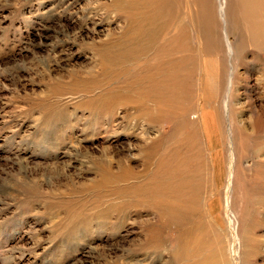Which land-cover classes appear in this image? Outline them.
Listing matches in <instances>:
<instances>
[{
    "label": "rangeland",
    "instance_id": "obj_1",
    "mask_svg": "<svg viewBox=\"0 0 264 264\" xmlns=\"http://www.w3.org/2000/svg\"><path fill=\"white\" fill-rule=\"evenodd\" d=\"M226 1L211 52L187 0L164 25L147 0H0V264L212 263L219 235L230 264H264V51L236 55ZM177 158L186 201L135 191L181 183Z\"/></svg>",
    "mask_w": 264,
    "mask_h": 264
},
{
    "label": "bare ground",
    "instance_id": "obj_2",
    "mask_svg": "<svg viewBox=\"0 0 264 264\" xmlns=\"http://www.w3.org/2000/svg\"><path fill=\"white\" fill-rule=\"evenodd\" d=\"M150 1L153 3V5H152V7H150L147 10V12L149 14L150 13L153 14L155 17L156 16L162 17L160 24L164 25L163 24L164 20L171 17V12H172V8H171L172 5L171 4H173L175 2L177 3L179 0H147V2H150ZM187 1L190 4L194 3L195 6H198V11L196 13L197 15H195V18H193V17L191 18V26H194L197 28L193 32H196V34L199 36V38L202 42L201 47L205 51L210 50L211 52H215V51L219 50L220 44L223 42V39L221 37L218 38V36L216 34L217 33L216 32V27H217L216 18H218V16H217V13L219 10L218 7L219 6H220V8L223 7L222 3H220L218 6L216 4L214 7V12H213L212 0H187ZM195 2L198 4L196 5ZM226 2H227V4L225 5L226 9L223 10V12L225 14V21H227L229 29H230V33H231L230 35H232V31L237 29V28L239 30H242V32L244 33L241 35V37H235L236 55L239 53L241 59H243L247 56V50H245V49L241 50V48L244 45H250L253 48H256V49L259 48V50L264 51V0H227ZM166 9H169V10H166ZM214 13L216 15V18L214 16ZM141 14L146 15V13H144V12H141ZM201 19L204 21L203 25H202V28L204 30V32H203L204 34L200 31V20ZM241 26H243V28L246 31ZM226 31H228V30H226ZM137 35H138V33L127 39V42L130 44V47L128 50H130L132 48H137L139 46V44H134L131 42L132 40L136 39ZM239 39H240V41H238ZM224 41H225V39H224ZM128 43H125V45H127ZM234 57H236V56H234ZM184 61L187 62L186 60H183L181 63L178 62L177 64H175L176 65L175 68H173V66H172V70H168L167 79L169 78V81L171 83L168 90L172 89L173 86H176V85H182L183 86L184 83H187V74L189 72V69L188 68H187V70L185 69ZM180 64H182V65L180 66ZM182 67H183V71H182ZM263 78H264V74H263ZM167 79H166V83H167ZM154 84L155 83H151V86ZM167 93H168V91H167ZM187 98H189V97H187ZM253 123H254V127L256 130L263 129L264 128L263 116L262 117L256 116L255 121ZM184 156H186V155H184ZM173 157H175V156H173ZM177 161H178V164L179 163H181V164H179L176 168H173L171 166L168 167L169 170L171 171V173L174 172L173 178L172 177H168V178L172 179L173 181H177V182H181V183H179V184L173 183L170 185V183H168V181L163 182L161 180H158V181H160L159 182L160 184L158 183L156 185V187L154 185H147L146 187H142L140 189H135V191H139L140 195H149V192H154V189H156L159 193L165 194L167 196L166 199L179 200V197L181 194L183 196V198H182L183 200L181 199L179 201L180 202H183L184 200L186 201V199L189 197V195L191 193L192 185H190V184H191V182L194 183V180L192 178V173L189 172V169L191 168V164L187 163L184 159L179 161L177 158ZM172 163H173V161L170 164H172ZM183 164H186V169H184V167L182 168ZM160 200H162V199L160 198ZM152 202L154 203L153 199H152ZM176 209H178L176 206H174L171 203H168V206L166 207L165 210H163V213H164V215H166L168 213V215L173 218V217H176L177 215L180 214L179 212L176 211ZM199 238H202V235ZM199 238L197 237L192 241L189 240L188 241L189 245H190V243L194 242V244L196 246H199L198 245V244H200ZM202 243H203V241L201 242L200 245H202ZM213 244H215V246H214V251H213L212 263H207V261L202 262L200 260L201 263H198V264H230V261L228 260L227 247L225 246V244H223V240H222L221 235H219L217 238H215L213 240ZM246 247H247V245H246ZM187 250H188V245L186 243L182 244L181 248L175 252L176 258H183V256L186 254Z\"/></svg>",
    "mask_w": 264,
    "mask_h": 264
}]
</instances>
